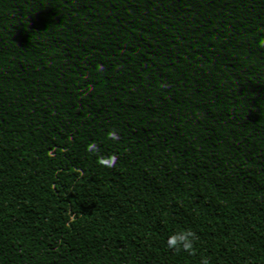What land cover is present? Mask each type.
<instances>
[{"label": "trees", "instance_id": "obj_1", "mask_svg": "<svg viewBox=\"0 0 264 264\" xmlns=\"http://www.w3.org/2000/svg\"><path fill=\"white\" fill-rule=\"evenodd\" d=\"M0 264H264V0H0Z\"/></svg>", "mask_w": 264, "mask_h": 264}]
</instances>
